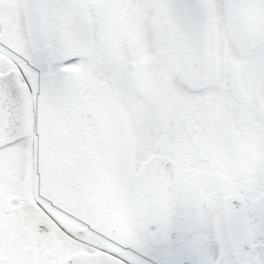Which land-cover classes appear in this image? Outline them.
Masks as SVG:
<instances>
[{
	"label": "snow or ice",
	"instance_id": "snow-or-ice-1",
	"mask_svg": "<svg viewBox=\"0 0 264 264\" xmlns=\"http://www.w3.org/2000/svg\"><path fill=\"white\" fill-rule=\"evenodd\" d=\"M0 264H264V0H0Z\"/></svg>",
	"mask_w": 264,
	"mask_h": 264
}]
</instances>
